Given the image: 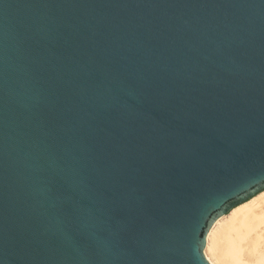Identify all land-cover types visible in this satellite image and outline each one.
I'll list each match as a JSON object with an SVG mask.
<instances>
[{
    "label": "water",
    "instance_id": "water-1",
    "mask_svg": "<svg viewBox=\"0 0 264 264\" xmlns=\"http://www.w3.org/2000/svg\"><path fill=\"white\" fill-rule=\"evenodd\" d=\"M264 190V0H0V264H213Z\"/></svg>",
    "mask_w": 264,
    "mask_h": 264
},
{
    "label": "bare ground",
    "instance_id": "bare-ground-1",
    "mask_svg": "<svg viewBox=\"0 0 264 264\" xmlns=\"http://www.w3.org/2000/svg\"><path fill=\"white\" fill-rule=\"evenodd\" d=\"M204 249L213 264H264V190L217 219Z\"/></svg>",
    "mask_w": 264,
    "mask_h": 264
}]
</instances>
